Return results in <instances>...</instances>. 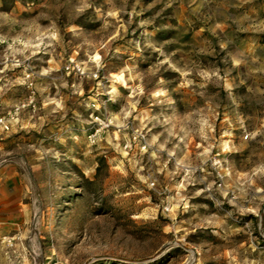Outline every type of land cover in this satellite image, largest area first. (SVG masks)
Segmentation results:
<instances>
[{
  "label": "rangeland",
  "instance_id": "rangeland-1",
  "mask_svg": "<svg viewBox=\"0 0 264 264\" xmlns=\"http://www.w3.org/2000/svg\"><path fill=\"white\" fill-rule=\"evenodd\" d=\"M0 175V264H264V0H0Z\"/></svg>",
  "mask_w": 264,
  "mask_h": 264
},
{
  "label": "crops",
  "instance_id": "crops-1",
  "mask_svg": "<svg viewBox=\"0 0 264 264\" xmlns=\"http://www.w3.org/2000/svg\"><path fill=\"white\" fill-rule=\"evenodd\" d=\"M9 177L0 175V235L17 231L29 217L28 203L23 201L27 189L18 186L17 180L8 188Z\"/></svg>",
  "mask_w": 264,
  "mask_h": 264
},
{
  "label": "built area",
  "instance_id": "built-area-1",
  "mask_svg": "<svg viewBox=\"0 0 264 264\" xmlns=\"http://www.w3.org/2000/svg\"><path fill=\"white\" fill-rule=\"evenodd\" d=\"M66 69H68V67H66ZM2 124L4 126V128H7V123H5L4 121H2ZM18 240L17 237V233H7V234H1L0 235V250H14L15 249V245L16 242ZM53 264H57L56 262Z\"/></svg>",
  "mask_w": 264,
  "mask_h": 264
}]
</instances>
